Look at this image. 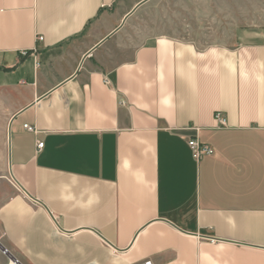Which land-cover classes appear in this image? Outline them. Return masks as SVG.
I'll list each match as a JSON object with an SVG mask.
<instances>
[{
  "label": "crops",
  "instance_id": "crops-1",
  "mask_svg": "<svg viewBox=\"0 0 264 264\" xmlns=\"http://www.w3.org/2000/svg\"><path fill=\"white\" fill-rule=\"evenodd\" d=\"M142 1L0 0V264H264V28L108 50Z\"/></svg>",
  "mask_w": 264,
  "mask_h": 264
},
{
  "label": "rangeland",
  "instance_id": "rangeland-1",
  "mask_svg": "<svg viewBox=\"0 0 264 264\" xmlns=\"http://www.w3.org/2000/svg\"><path fill=\"white\" fill-rule=\"evenodd\" d=\"M226 1L151 0L139 8L124 26L110 38L107 48L113 51L117 46L138 44L145 39L162 35L175 36L181 39L198 38L196 42L201 45L227 44L236 40L238 32L264 28V0L244 2V4L250 5L248 18L241 15V8L232 7L230 6L231 3H226ZM204 2L206 9L202 7L201 10L206 11V14L198 15L197 5H202ZM219 3L223 7H218ZM251 6H258L259 8L256 9ZM258 10L260 13H257ZM107 22V20L101 21L102 26L100 25L98 30L100 28L103 30ZM89 31L88 27L86 32ZM116 31L117 29L114 32ZM11 264H14V261Z\"/></svg>",
  "mask_w": 264,
  "mask_h": 264
},
{
  "label": "built area",
  "instance_id": "built-area-1",
  "mask_svg": "<svg viewBox=\"0 0 264 264\" xmlns=\"http://www.w3.org/2000/svg\"><path fill=\"white\" fill-rule=\"evenodd\" d=\"M41 40H42V38L38 37V41H41ZM24 55H25V53H22V56H24ZM104 83L109 84L107 79H104ZM214 118H215V121L220 126H222V127L225 126V119H224L222 113L216 112L214 115ZM23 128L26 129L28 132H35L32 127H28L27 125H25ZM182 139L186 142L187 146L192 151L195 159H199V158L204 157V156H213L214 155V151L211 148H209L208 146L200 143L196 136H194V137H182ZM42 146H43L42 143H38L36 146L37 150H40L42 148ZM146 264H149V263H146Z\"/></svg>",
  "mask_w": 264,
  "mask_h": 264
},
{
  "label": "water",
  "instance_id": "water-1",
  "mask_svg": "<svg viewBox=\"0 0 264 264\" xmlns=\"http://www.w3.org/2000/svg\"><path fill=\"white\" fill-rule=\"evenodd\" d=\"M147 1H148V0H147ZM143 2L145 3V2H146V0H145V1H143ZM141 4H143V3H140L139 5H141ZM139 5H138V6H139ZM134 10H135V9H134ZM117 30H118V29H117ZM106 39H107V38H106ZM14 264H15V262H14Z\"/></svg>",
  "mask_w": 264,
  "mask_h": 264
},
{
  "label": "bare ground",
  "instance_id": "bare-ground-1",
  "mask_svg": "<svg viewBox=\"0 0 264 264\" xmlns=\"http://www.w3.org/2000/svg\"><path fill=\"white\" fill-rule=\"evenodd\" d=\"M145 1V0H144ZM147 1V0H146ZM142 3H144L143 1H142ZM134 12V10L131 12V13H133ZM128 16H126V18H127ZM125 20V19H124ZM112 35V34H111ZM106 40V39H105Z\"/></svg>",
  "mask_w": 264,
  "mask_h": 264
}]
</instances>
